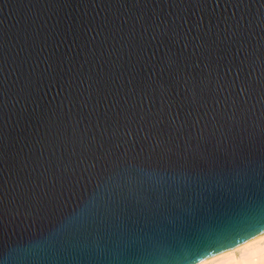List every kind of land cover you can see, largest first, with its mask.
<instances>
[{
	"label": "water",
	"instance_id": "obj_1",
	"mask_svg": "<svg viewBox=\"0 0 264 264\" xmlns=\"http://www.w3.org/2000/svg\"><path fill=\"white\" fill-rule=\"evenodd\" d=\"M263 231L264 0H0V264Z\"/></svg>",
	"mask_w": 264,
	"mask_h": 264
},
{
	"label": "bare ground",
	"instance_id": "obj_2",
	"mask_svg": "<svg viewBox=\"0 0 264 264\" xmlns=\"http://www.w3.org/2000/svg\"><path fill=\"white\" fill-rule=\"evenodd\" d=\"M195 264H264V231Z\"/></svg>",
	"mask_w": 264,
	"mask_h": 264
},
{
	"label": "snow or ice",
	"instance_id": "obj_3",
	"mask_svg": "<svg viewBox=\"0 0 264 264\" xmlns=\"http://www.w3.org/2000/svg\"><path fill=\"white\" fill-rule=\"evenodd\" d=\"M222 226H217V231H222ZM207 241L203 238H196L195 241L180 240L178 241L179 251L186 257L189 253L204 246ZM160 264H167L166 261L161 260Z\"/></svg>",
	"mask_w": 264,
	"mask_h": 264
}]
</instances>
